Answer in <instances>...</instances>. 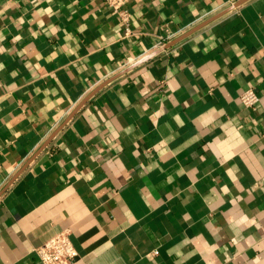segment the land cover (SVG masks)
<instances>
[{"label": "crops", "instance_id": "obj_1", "mask_svg": "<svg viewBox=\"0 0 264 264\" xmlns=\"http://www.w3.org/2000/svg\"><path fill=\"white\" fill-rule=\"evenodd\" d=\"M236 1L0 0V264H264V0L156 48Z\"/></svg>", "mask_w": 264, "mask_h": 264}, {"label": "built area", "instance_id": "obj_2", "mask_svg": "<svg viewBox=\"0 0 264 264\" xmlns=\"http://www.w3.org/2000/svg\"><path fill=\"white\" fill-rule=\"evenodd\" d=\"M104 1L119 20L124 35L132 34L130 28L131 14L127 9V4L131 0ZM164 44L165 41L160 39L156 43V48L162 50L164 49ZM239 98L245 107L252 109L257 105L260 97L253 88H247L240 93ZM69 234L68 229L58 231L42 245L34 249L42 264H71L75 260L77 251L70 240Z\"/></svg>", "mask_w": 264, "mask_h": 264}, {"label": "water", "instance_id": "obj_3", "mask_svg": "<svg viewBox=\"0 0 264 264\" xmlns=\"http://www.w3.org/2000/svg\"><path fill=\"white\" fill-rule=\"evenodd\" d=\"M246 0H237L235 3H233L231 6L227 7L226 9L216 13L215 15L211 16L210 18H208L207 20L203 21L202 23H200L199 25L193 27L192 29H190L189 31H187L186 33H184L183 35H180L179 37H177L176 39H174L173 41L169 42L166 46H164V48L166 47H170L171 45H173L174 43L178 42L179 40L183 39L184 37L188 36L189 34H191L192 32L198 30L199 28H201L202 26L206 25L207 23H209L210 21L220 17L221 15H223L224 13H226L227 11H229L231 8L240 5L241 3L245 2Z\"/></svg>", "mask_w": 264, "mask_h": 264}]
</instances>
